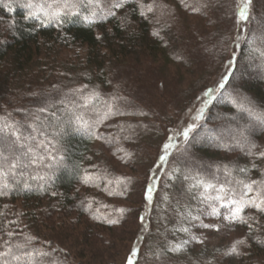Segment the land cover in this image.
<instances>
[{"label":"trees","instance_id":"1","mask_svg":"<svg viewBox=\"0 0 264 264\" xmlns=\"http://www.w3.org/2000/svg\"><path fill=\"white\" fill-rule=\"evenodd\" d=\"M188 1L193 2V0ZM25 2L26 0H0V112L4 106L9 105L11 93L16 92L15 86L20 89L36 88L43 96L46 91L51 93L49 89L53 90L52 93H56L58 88L63 91L64 88L86 85L89 91L95 89L102 91L101 95H108L111 93L108 89L109 85L116 78L114 76L116 66L129 65L137 59L146 61L149 57L163 56L164 60L172 57L167 55L169 44L167 35L170 29L166 24L164 25V22L158 20L164 18V15L159 13L163 11L160 8L156 10L154 17L151 13L142 17L136 0H127L123 8L115 9L114 17L97 20L91 26L79 17L68 18L65 23L58 26L56 23L42 25L39 20L25 19L27 10L22 7ZM143 3L147 4L145 0ZM258 4L259 0H256V3L251 0V5L248 6L249 21L245 23L246 40L259 35L261 29H264V3L261 7ZM214 5H218L219 9H231L228 8V1H217ZM201 7L203 4L196 6V8ZM82 13L86 14L84 10ZM162 13L166 14V12ZM154 32H158L159 35H154ZM79 49L83 51V56L79 60L73 62L69 59L71 57L67 56L65 59H60L58 65L55 63L54 58H58L59 55L68 51L77 53ZM243 53L247 71L244 80L242 79L244 84L242 92L235 90L229 94L235 96V93L239 92L251 101L257 112H264V74L250 66L259 61L253 62L248 58L247 43H244ZM51 102L53 103L54 100ZM207 113V123L214 132L227 136V130L219 125L231 120L232 129L246 126L245 135L257 146L253 149L254 152L264 151V122L250 117L246 111H237L229 99L214 101L207 109ZM88 115L94 117L93 113ZM119 117L120 115L109 117L108 121L94 129L91 137L83 132H72L65 136L61 141L64 150L63 166L49 169L40 164L29 165L17 169L15 178H9L10 187L3 190L6 194L0 195V251H3L5 241H10L12 245L24 242V239H20L21 236L34 237L31 247L38 250V245L42 241L44 249L40 250L46 252H51L53 244L64 246V241L73 238H79L81 242L93 245L91 243L95 244L98 233H101L93 228L111 227L106 224L105 216L98 212L102 207L96 208V204L99 202L100 206L104 204L110 216H115V210L109 209L108 203L112 200L126 199L132 192L133 184L131 176L120 175L108 162L113 159L121 160V164L128 166L124 160H130L133 154V157H136L139 149L137 142L140 139H148L155 132V126L151 122ZM121 125L125 129L123 132L120 131ZM129 125L131 127H128ZM125 136L128 138L125 139ZM96 144L101 146L106 154L96 150ZM129 147L132 150L127 153L125 149L128 151ZM192 150L196 157L206 164L213 166L227 164L229 167L249 169L244 174L234 172L233 175L237 179L264 180V159L248 156L240 150V147L227 150L211 146L207 141H201L195 144ZM253 163L256 164L255 168H252ZM167 165L165 164V167ZM84 170L100 178L84 184L80 179ZM117 178L123 182L126 189L123 196L108 194L113 189L121 190L117 185ZM220 179L226 178L221 175ZM26 183L29 187H25ZM108 187L110 189H107ZM94 192L104 193L109 200L99 201L100 199L91 195ZM161 192L162 196L159 200L161 203L167 196L168 203L182 206L184 210L186 206L190 205L191 209H194L199 204L183 194L180 181L168 180L164 177ZM250 195H255V189ZM141 197L143 198V194ZM82 201H91L94 206L92 204L90 209L85 210L81 206ZM133 211L126 209L124 214L126 216ZM141 215L145 217V211L136 214L137 222H140ZM243 215L248 223L235 222V224L239 233H243L242 239L245 240V244L238 246V255L233 254L234 264H262L258 261L260 259L258 257L264 256V214L258 213L254 208H246ZM108 216L109 214H106V218ZM149 222L150 219L146 217L144 223ZM145 224L142 227L145 228ZM40 227L47 228V231ZM9 231L17 235L10 239L7 236ZM135 237L136 240L131 247L135 245L139 249L138 245L145 239V234L137 231ZM244 252L248 255H244ZM128 255L123 259L124 264ZM247 256H254L255 259L247 261L249 259ZM164 260L161 259V262ZM44 261L45 258L40 260V264H46ZM69 262L90 264L75 262L69 258L65 262L62 261V264ZM137 262L142 263L141 259H136ZM168 262L165 260L160 264H178Z\"/></svg>","mask_w":264,"mask_h":264},{"label":"rangeland","instance_id":"2","mask_svg":"<svg viewBox=\"0 0 264 264\" xmlns=\"http://www.w3.org/2000/svg\"><path fill=\"white\" fill-rule=\"evenodd\" d=\"M145 1L146 3L152 2V0ZM217 1H228V8L231 9H219L218 5H214ZM254 2L256 3V0ZM155 3L157 7L151 15L154 17L159 8L163 10L159 13L164 15V18L156 19L164 22V25L166 24L170 29L167 35L169 37L167 55L172 56L173 60L172 57L169 60L166 58L164 60L163 56H157L149 57L146 61L137 59L129 65H118L115 67L114 76L116 78L108 88L111 93L101 95L102 100L110 99L114 94L126 98V102H121V109L125 114L120 115V119L135 120L137 118L151 122L155 126L154 134L150 135L148 139H140L137 142L139 149L136 157H133V154L130 160H124L128 166L121 164V160L113 159L108 162L120 175L132 177V192L126 199L112 200L108 203L109 209L115 210V216H110L111 214L105 209L104 204L100 206V202L95 203L96 208L102 207L98 212L105 216V219L119 220L115 224H109L106 221V224L111 226L110 228L94 227L93 229L101 232L98 233L95 244L92 242L93 245H89L81 242L79 238L64 241V246H60L58 243L53 244L54 246L50 250L52 256L49 260L45 258L46 264H51L52 260H55L57 264H62V261L65 262L68 258L75 262L90 264H124L123 259L129 254L130 247L136 240L137 231L145 234V239L138 245L139 252L136 258L141 259V264H160L165 260L169 261L168 263L171 261L178 264H232V262L234 264L235 260L232 256L238 255L224 254L236 239L243 238V233H239L236 224L223 218L225 209H221L222 215L220 216L201 215L200 221H191L182 215L187 209L184 210L182 206L168 203L167 200H163L162 203L159 201L165 177L163 169H168V165L166 167L164 165L163 169L157 172L159 166L157 156L162 143L172 134V130L186 122L188 114L194 107H200L203 92L214 87L215 82L224 73V58L228 56L232 40L238 32L246 28L245 24L238 27L236 23L239 0H193V2L184 0L183 4L181 0H155ZM263 3L264 0H259L258 6L261 7ZM202 4L203 7L199 8V11H192V8ZM162 12H166V14ZM244 36L246 40V32H244ZM243 50L244 43L241 48L236 49L239 63L234 66L235 75L231 76L235 90L240 92L244 86L242 79L244 80V74L247 71ZM82 52L81 49L77 53L68 51L59 55L58 58H54L56 59L55 63L58 65L59 60L65 59L67 56H70L69 59L73 62L79 60L83 56ZM82 86L85 85L64 88L63 91L57 87L56 93H52L53 90L49 89L51 93L46 91L43 96L36 88L23 87L20 89L15 86L16 92L11 93L10 103L3 107L0 116L8 117L12 121L30 123V118L26 114L34 113L37 108L43 106L37 102L38 100H54L55 104L65 98L71 101L74 97L71 96L70 89ZM231 91L233 92V89L228 88L226 94ZM197 97L201 99L198 100ZM141 112L145 115H141ZM95 149L102 151V147L99 145L95 146ZM131 150V147L128 148V151L125 149L127 153H130ZM102 153L106 154L104 149ZM152 174L161 177V179L157 182L153 201L149 205L143 201L141 195L146 176ZM91 195L96 196L97 199H100L99 201L109 200L104 193L94 192ZM205 207L197 204L196 208L191 209L192 214H199L204 211ZM121 208L134 211L125 216L124 213L116 211ZM143 211H145V219L146 217L148 220L150 219L148 224L144 223L145 228L136 221V214ZM106 214H109L107 218ZM201 224H210L216 227L204 228ZM181 227L188 228L189 231H179ZM42 229L47 231V228ZM191 237L196 239H191ZM20 239L24 238L21 236ZM185 240L188 243L183 246L181 251L167 250L168 242L175 244ZM42 243L40 241L38 245L39 250L44 249ZM158 253H162L159 258L165 259L163 262L157 258ZM244 255H248V253L244 252ZM248 258L247 261L255 259L254 256ZM258 259L260 263L264 264V256L258 257Z\"/></svg>","mask_w":264,"mask_h":264},{"label":"snow or ice","instance_id":"3","mask_svg":"<svg viewBox=\"0 0 264 264\" xmlns=\"http://www.w3.org/2000/svg\"><path fill=\"white\" fill-rule=\"evenodd\" d=\"M127 3V0H26L22 7L27 10L25 19L39 20L42 25L56 23L58 26L66 22L68 18L79 17L84 23L91 26L97 20L107 19L109 16H115V9H121ZM184 3V0H181ZM251 0H239L236 10V23L240 27L249 21L248 6ZM136 5L140 9V15L146 17L153 13L157 7L155 0L151 3H143V0H136ZM187 7V5H185ZM7 7V5H6ZM82 10L86 14L82 13ZM11 11V8H9ZM135 11V9H134ZM192 11H199V8H192ZM243 29L238 32L232 40V46L228 50V56L224 58V73L215 82V86L203 92V99L198 108H193L188 114V119L177 129L172 130V134L162 143L158 151L157 160L159 166L157 172L163 169L165 164L170 165L168 169H163L165 177L168 180L180 181L182 192L190 200L197 201L200 205L206 206L204 211L193 215L191 207L186 206V212L182 213L185 219L191 221H200L201 215H222L221 209H225L223 218L229 222H239L247 224L248 220L243 215L246 208H254L258 213L264 214V180L237 179L234 172L244 174L249 171L248 168L229 165L206 164L197 158L193 152L195 144L201 141H207L216 148H225L227 150H240L253 158L264 159V151L254 152L257 146L252 144L245 135L246 126H237L231 128V120L219 125L225 128L228 135H222L214 132L206 119V110L213 105L216 100L229 99L236 107L237 111H246L250 117L264 122V112H257L251 101L245 98L239 92L235 96L226 95V90L234 85L230 77L235 75L234 66L239 63V57L236 55V49L241 48L243 43L248 44L249 59L253 62L250 66L257 68L264 74V29H261L259 35L245 40ZM154 35H159L154 32ZM99 39V37H97ZM70 94L74 99L68 101L67 98L61 99L58 104L51 101L38 100L43 106L36 109L34 113L26 114L30 118V123L21 121H12L8 117L0 116V195L6 194L5 189L10 187L9 178H15L17 169L26 168L29 165L40 164L49 169L63 166L64 155L61 141L72 132H83L90 137L100 124L108 121L109 117L115 115H124L121 109V102H126V98L113 95L110 99H101V93L98 90L89 91L87 86L70 89ZM200 100V97H197ZM54 109V110H50ZM93 113L94 117L88 114ZM45 114H47L45 116ZM141 115L145 113L141 112ZM42 117H45L42 119ZM226 119V118H222ZM128 127H131L129 125ZM124 126H120L123 132ZM102 138V137H98ZM125 139L128 137L125 136ZM256 164H252L255 168ZM151 171V170H149ZM223 175L226 179L221 180ZM99 176L84 170L80 177L81 182L89 184L99 179ZM42 179V178H41ZM161 177L155 174L146 176L143 187V200L147 204L153 201L157 182ZM111 183V182H110ZM117 185L120 191L115 189L109 191V195H125L126 189L123 182L117 178ZM25 187H29L26 183ZM255 189V195H250ZM55 195V193H53ZM165 196V200H167ZM81 206L88 210L92 207L91 201L81 202ZM123 214L126 209H116ZM141 225H144L145 217H139ZM118 219H108L107 223H118ZM14 223V222H13ZM204 228H214L215 225L201 224ZM251 228V225H249ZM179 231L188 232L189 229L181 227ZM17 233L7 232L11 239ZM34 237L25 236L24 242L12 245L10 241H5L3 251H0V264H40V260L50 258L51 252L41 251L31 247ZM191 239H196L191 237ZM188 243L187 240L173 244L168 242L167 250L172 252L181 251L183 246ZM245 244V240L240 239L224 253L225 255L239 254L238 246ZM30 249V250H29ZM55 251V250H53ZM139 249L133 245L126 259V264H136ZM162 253L157 254V258ZM51 264H57L55 260Z\"/></svg>","mask_w":264,"mask_h":264}]
</instances>
